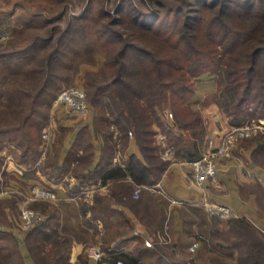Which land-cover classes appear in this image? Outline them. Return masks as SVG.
Instances as JSON below:
<instances>
[{
    "label": "trees",
    "instance_id": "16d2710c",
    "mask_svg": "<svg viewBox=\"0 0 264 264\" xmlns=\"http://www.w3.org/2000/svg\"><path fill=\"white\" fill-rule=\"evenodd\" d=\"M136 1L129 0L126 5V0H119L115 11L117 16L114 17L102 4H96L95 7L89 5L87 12L90 14L92 11L91 16L78 20L73 18L65 32V35H73L78 29L76 21L82 22L80 28L84 31L89 23L98 24L95 28L97 43L104 48L117 50V54L111 57L112 60H107V66L113 71L112 77L108 83L98 86V91L112 87L114 95L110 94L107 96L109 100H106L111 123L122 131L126 139L128 128H136L137 143L148 160V166L145 167L132 158L127 161L125 168L116 166L110 173V177L122 179L115 184V200L128 203L131 208L140 204L138 201L129 202L132 200V189L137 185L154 186L158 181L155 178L158 173L156 170L167 164L157 154L160 147L155 140L158 129H162L174 155L180 156L183 161L198 158L194 157L197 154L196 142L192 143L193 149H188L185 138L174 131L171 124L164 122L159 112L166 114L165 109L169 104L174 126L189 131L193 136H201L202 115L188 103L196 90L194 80L199 74L219 73L221 78L217 81L213 101L232 125L240 126L264 118V0ZM119 23L130 26L127 36L122 37L121 31L115 29ZM145 37H153L156 41L151 43ZM18 54L0 55L2 81L9 80L6 72L15 71V66H12L13 63L9 64V60L22 59ZM52 55L54 53H48L43 77L37 75L38 72L41 73V65L39 68L38 65L28 68L18 66L16 70L17 75H24L33 94L25 88H11L5 94L7 104L4 102V106H7L9 112H13L16 105L22 108L25 105L22 101H29L28 106L31 107L24 114L22 125H28L32 137L24 144L16 134L18 128L1 121L0 150L5 143L15 142L22 149L20 163L28 167L40 154L41 139L40 136L37 139V129L43 124L33 120V117L46 89L48 74L51 73L47 70L52 68ZM1 93L0 90V96ZM7 108H0V112ZM4 115L3 112L1 116L4 118ZM103 119L109 122L108 116L104 115ZM32 120L35 122L32 123ZM245 144L255 146L254 159L258 161L260 153L264 151V133L245 140ZM90 151V147L86 148L83 154L77 156L74 150L67 157H73V166H70L68 159L61 167H54L57 172L72 167L67 186V196L70 199H76L81 193L82 185L90 182L91 171L85 174L82 172L87 166ZM128 173L131 181L125 179ZM60 177L57 175L54 180L58 181ZM42 205L44 207L39 209L46 214V218L27 232V243L52 242L54 246L51 251L60 249L59 261L70 264L71 239L60 232L61 211L53 204ZM87 207L91 214L95 213L92 203L87 204ZM84 211L83 207L82 215L86 216ZM7 234L8 232L0 229L1 241L9 238ZM5 248V245L0 244V263L6 256H12L13 251ZM123 258L126 264L163 262L160 250L146 249L141 245L135 255H124ZM157 258L159 261L154 262Z\"/></svg>",
    "mask_w": 264,
    "mask_h": 264
},
{
    "label": "rangeland",
    "instance_id": "374dc122",
    "mask_svg": "<svg viewBox=\"0 0 264 264\" xmlns=\"http://www.w3.org/2000/svg\"><path fill=\"white\" fill-rule=\"evenodd\" d=\"M128 2L129 0H126L125 4L128 5ZM118 3L119 0H0V55L19 53L18 55L22 56V59H8L9 64L13 63L12 66H15V71L11 73L6 72L9 80L6 79L5 82L0 78V90L2 91L0 108H7V106H4V102L7 104L5 94L11 88L17 90L25 88L31 94L34 92L32 89H29L24 75L16 74L18 66L28 68L32 66L37 67L38 65L39 68L41 65V73L38 72L37 75L38 77H43L42 74L45 72L48 53L49 55L54 53L52 55V68L47 70V72L51 73L48 74V80L45 79L47 80L46 89L42 94L33 117V120L43 124L37 129V139L39 136L41 139L39 157L42 152L44 154L46 146L52 140L53 130L51 129V125L53 126L59 113L66 112L64 108L54 106V100L61 89L72 86H78L85 90L90 105V111L87 116H80L81 121H92L94 125L93 131L102 133L106 141L115 140V142L122 145L126 143L124 134L114 123H111L112 118L109 117L107 112L110 109L107 106L106 100H109L107 96L113 94L112 87L109 86L103 91H98V86L108 83L112 77L113 71L109 65L107 66V60H112L111 57L117 54V50H111L109 47L104 48L97 43L95 40V28H97L98 24L95 23H89L90 25L84 31L83 28H80L81 21H76L77 31L73 35H65L67 25L73 18L78 20L82 17L91 16L93 12L91 11L90 14L87 12V9L90 7L89 5L95 7L96 4H102L111 13L110 15L114 17L117 16L115 11ZM128 27L130 26H122L119 23L115 26V29L121 31L122 37H125L129 33ZM145 38L151 43L156 41L153 37ZM220 78L218 72L201 73L194 80L196 89L198 83L210 80L214 81L217 85V81ZM96 92H98L97 95H95ZM213 96L214 94L206 97L208 98L206 100H199L197 105L203 106L205 102H210V97H212V102L214 103ZM26 101H22L25 102L22 108L16 105L17 107H15L13 112H9L8 108L0 112V118L2 117L0 124L6 122L9 123L8 125L13 124V128H18L16 134L24 144L32 137L28 131V125H22V118L31 107V105L30 107L28 106L29 101L27 103ZM170 108L168 104L165 109L166 114L160 111V116L164 122L171 124L174 131L185 138L188 149H193L194 146L192 143L196 142L198 149L194 157H200L208 153L213 154V156L217 153H224V148H226L224 147L225 144L219 142L209 152L200 154L199 149L202 148L203 139L206 135L204 119L203 134L201 136H193L189 131L186 132L174 126L172 110ZM219 111L224 114L220 109ZM3 112L5 113L4 118L1 116ZM104 115L108 116L109 122L103 119ZM77 117L79 115L70 114L68 118L75 120ZM33 120L31 121L32 123L35 122ZM227 121L233 129L245 125L257 127V130L249 136L237 137L244 139L241 143L254 137L258 133H264V118L252 120L240 126L232 125L229 118ZM161 130L158 129L157 136L155 137L156 141L159 140V135L164 136ZM232 130L230 133L234 134ZM45 133H49L48 139L43 138V134ZM135 133L136 128L130 127L128 128L127 137L136 136L137 134L135 135ZM159 144L161 151H165L169 147L165 137L163 140H159ZM119 147L120 149L123 148L120 145ZM119 147L115 148L119 150ZM214 148H216V152H212ZM222 149L223 151L221 152ZM21 152L22 149L15 142L5 143L0 150V229L8 232L7 235L9 236V238H5L2 241L0 238V244L5 245L6 250L13 251L12 256H6L0 264H19V262H24V264H67L62 260L59 261V248L54 252L53 250L51 251V248L54 246L52 242H40L41 244L34 242L27 243L26 234L31 228L26 227L25 224L27 222L23 218L22 213L26 209L33 210L41 216L42 220L36 224L38 225L46 218V214L42 213L39 209L41 206L42 208L44 207L42 204H53L60 209V232L71 239L70 249L74 243L82 245L78 262L74 264L92 263L87 253L89 247L94 246L103 251H107L111 245L110 243L127 234L129 231L127 224L129 222L123 212L114 211L110 219L107 217V204L129 206L128 203L116 201L113 194H110L109 197L103 200L106 206L103 214L105 215L103 223H109L113 228L110 229V234L102 235L100 240L96 239L95 231H92L95 213L91 214L87 207V204L90 205L91 203L83 201V197L61 203L58 200L59 198L53 201L43 199L32 200L31 197L33 195L31 191L34 184L28 186L22 182H17L18 180L12 175L13 172L20 171V167L22 168V163H20L22 157ZM262 152L259 155L260 159L258 161L260 160L264 164V151ZM172 157L183 160V158L177 155ZM45 161L51 165V161H54V159L49 157ZM185 161L186 163L190 162L188 159ZM22 165L24 168L27 167L25 164ZM46 166L48 165L46 164ZM41 168L43 169V167ZM256 182L259 185H255L254 190L258 193L256 200L259 203H256L255 213L260 218L259 220L258 217L256 220L254 216H248L249 218L246 216L242 217V215H238L233 209L237 215L224 219L211 215L207 206L202 204V202L198 205L178 203L176 205L179 208L178 210L184 223L183 239L181 238L178 243H174L173 239H171L172 235L169 233L171 212L167 211L164 217V232L157 236V242H151V246H148L146 242L144 243L145 248H156L160 250L163 262L159 261L158 258L156 261L154 259H151V261H159L158 264H264V225L259 224L261 223L260 221L264 222V181L258 180ZM37 185L44 186L39 183ZM143 189L136 193L134 187L131 198L135 200L140 199ZM161 195L159 197H163V201L166 203L167 200L165 201L164 196ZM83 202H86L85 205L82 204ZM83 207L85 208L84 213L86 216L82 215ZM158 208L160 209V207H156L155 205L152 215L158 214L160 216V210ZM85 219L87 221H84ZM34 244H38V246ZM194 244L196 245L192 248L191 246ZM116 245L117 247L123 246L127 249L125 244L117 243ZM137 245L139 246V243ZM123 254L109 255L107 260L112 257L116 258V260L122 259L125 262V258H121Z\"/></svg>",
    "mask_w": 264,
    "mask_h": 264
},
{
    "label": "crops",
    "instance_id": "0c3cea01",
    "mask_svg": "<svg viewBox=\"0 0 264 264\" xmlns=\"http://www.w3.org/2000/svg\"><path fill=\"white\" fill-rule=\"evenodd\" d=\"M215 90L214 81L200 82L188 103L193 110L200 111L205 123L206 135L203 139L202 148L199 147L200 154L209 152L219 142L225 144L224 153H217L214 156L217 168L216 177L204 181L205 194L202 195V192L195 188L191 182V168L188 163L182 159L173 158V151L169 147L165 151H161L160 148L157 154L162 160L167 161L163 168L156 170L158 173L155 175L162 193L144 188L140 199L129 200V202L138 201L140 203L134 208L127 205L107 204L108 219L114 214V211H118L123 212L129 222L127 234L110 243L111 245L108 247V249L115 247L117 243L125 244L127 249L125 248L121 258L124 255H135L138 251V243L139 246L143 244L142 247L145 248L144 243L146 241L157 242V236L164 232V217L167 211L171 212L169 231L172 235L171 239L174 243H178L184 234V223L176 205L178 203L198 205L206 199L227 205L240 216L247 218L254 216L257 220L258 216L255 209L256 203L259 202L256 200L258 193L254 187L259 185L256 181H264V164L260 160L255 161L254 145H246L245 141L241 143L244 139L237 138L230 133L233 128L228 124V118L212 102V97L209 98L210 102H205V105H197L199 100L208 99L206 97L213 95ZM69 115L68 112H61L56 117L53 126L51 125L52 140L46 146L44 154L42 152L41 156L29 167L24 168L21 164L20 171H15L12 175L18 180L17 182H22L28 186L39 183L54 190L60 203L70 201L71 199L67 196V186L70 183L72 167L60 172L54 170V167H61L68 159H70V166H73L71 159L73 157L67 159L68 155L76 150L78 156L90 147L87 166L82 169L84 174L91 171L90 182L82 185L81 193L77 198L83 197V201L93 204L95 219L93 220L92 231H95L96 239L100 240L102 235L110 234V229L113 228L109 223H103L105 220L103 214L106 208L103 200L113 194L115 184L122 180L110 177L112 169L116 166L125 168L127 161L132 158L135 159L134 161H138L140 166L147 167L148 160L143 156L136 136L127 137L126 143L123 145L115 142V140L106 141L102 133L93 131L92 121L82 122L80 116L75 120L69 119ZM159 136L160 141L164 139V136ZM119 145L123 148L120 149ZM115 147H119V150ZM216 151L214 148L212 152ZM49 157L54 159L51 161V165L45 161ZM249 172L254 174L253 178L247 175ZM57 175L61 177L55 181ZM125 179L131 181L129 173ZM158 194L164 196V200H167L166 203L163 201V197H159ZM155 205L160 207V209L158 208L160 216L158 214L152 215ZM260 222L262 223H259L260 225H264V222ZM81 251V244L74 243L72 245L69 255L70 263L78 262ZM115 260L116 258H109V264H113ZM89 264L92 263L89 262Z\"/></svg>",
    "mask_w": 264,
    "mask_h": 264
},
{
    "label": "built area",
    "instance_id": "2783aa9c",
    "mask_svg": "<svg viewBox=\"0 0 264 264\" xmlns=\"http://www.w3.org/2000/svg\"><path fill=\"white\" fill-rule=\"evenodd\" d=\"M54 106L64 108L66 112L79 116H87L90 111V105L88 103L87 94L83 88L78 86H72L61 89L54 100ZM256 130V126L245 125L242 127H235L232 131L234 132V136L236 137H247ZM48 137L49 133L43 134L44 139H48ZM222 151L223 149L221 150V152ZM188 165L191 168L190 176L193 186L199 189L202 192V195H204V181L207 179H214L216 176V164L213 154L208 153L206 155L200 156L188 162ZM247 175L251 178L254 177V174L250 172ZM142 188H150L159 193H162L159 183L151 187L137 185L135 186V192L138 193ZM31 193L33 195V197H31L32 200L43 199L53 201L58 198L54 190L37 184H34L32 186ZM202 204L207 206V209L211 215L218 216L220 218H231L237 215L231 208H229V206H226L221 203H212L208 200H203ZM22 216L27 222L25 224L27 228H32L39 221L42 220L41 216H39L33 210L29 209L24 210ZM146 244L148 246H151V241H146ZM195 245L196 244L191 247L194 248ZM124 252L125 248L123 246H115L108 249L107 251H103L100 248L94 246H91L87 249L88 256L92 260L93 264H109L107 260L109 255H118ZM113 264H125V262L122 259H117L114 261Z\"/></svg>",
    "mask_w": 264,
    "mask_h": 264
}]
</instances>
